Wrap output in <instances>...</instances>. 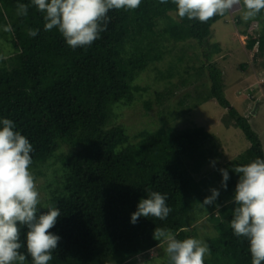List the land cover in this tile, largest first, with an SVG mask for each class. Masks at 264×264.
Here are the masks:
<instances>
[{"label":"trees","instance_id":"16d2710c","mask_svg":"<svg viewBox=\"0 0 264 264\" xmlns=\"http://www.w3.org/2000/svg\"><path fill=\"white\" fill-rule=\"evenodd\" d=\"M242 3L264 15V0ZM0 7L15 46L0 55V182L52 157L64 173L57 188L48 185L44 205L0 232V264L108 257L135 264L134 256L166 241L179 264H264L263 145L231 105L212 60L221 51L212 26L229 14L225 0H0ZM188 40L208 71L201 102L226 108L227 122L251 143L207 180L197 175L220 151L205 126L162 124L131 135L115 123L118 109L146 89L137 79L164 60L167 42ZM248 48L264 57V33ZM174 62L166 72L155 67L160 79L172 81ZM170 93L157 91L156 102ZM199 207L215 236L206 235L207 255L194 261L198 227L190 228V214Z\"/></svg>","mask_w":264,"mask_h":264},{"label":"rangeland","instance_id":"374dc122","mask_svg":"<svg viewBox=\"0 0 264 264\" xmlns=\"http://www.w3.org/2000/svg\"><path fill=\"white\" fill-rule=\"evenodd\" d=\"M225 1L229 6V14L212 26L211 43L217 42L221 46V51L215 54L212 60L223 71L225 95L231 105L248 118L264 149V57L256 59L254 53L257 48H248V42L253 37L264 33V15L258 17L257 11L243 5V0ZM14 50L12 32L2 16L0 7V55ZM200 52L201 48L195 40L167 42L164 60L156 63L155 67L166 72L171 60L177 62V69L172 70V81L160 79L161 74L159 75L154 65L150 64L137 79V83L146 89L137 94L132 104L118 109L115 123H123L131 135L143 130L152 131L162 124L175 128L205 126L214 136L216 148L220 151V155L212 156L201 174L197 175V179L207 180L209 176L214 175L217 167L236 159L251 143L239 127L228 123L226 108L215 99L201 102L208 90L209 77L207 69L202 67L204 57ZM178 56H183L184 59L179 61ZM183 81L185 83H182ZM167 89H170L171 93L166 94L162 102H156V92ZM148 100L153 102L151 108L146 107ZM63 174L59 157H52L39 166H25L9 174L5 182H0V232L20 216L44 205L52 197L48 185L54 184L53 188H57ZM212 188L210 184L206 191ZM199 209L200 207L190 214H195L196 218L190 228L196 225L198 227V251L194 261L207 255L205 237L215 233L203 217L204 212L201 213ZM170 244L166 241L134 256L131 261L135 264H179L173 253L172 242ZM9 264L31 262L11 260ZM97 264L116 262L108 257Z\"/></svg>","mask_w":264,"mask_h":264}]
</instances>
